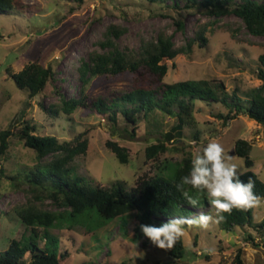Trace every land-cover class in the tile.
Returning <instances> with one entry per match:
<instances>
[{
    "label": "rangeland",
    "instance_id": "obj_1",
    "mask_svg": "<svg viewBox=\"0 0 264 264\" xmlns=\"http://www.w3.org/2000/svg\"><path fill=\"white\" fill-rule=\"evenodd\" d=\"M255 1L264 3V0ZM172 5L173 1L158 4L150 0H13L10 10L0 12V131L15 134L8 138L6 154L0 153V251L11 240H18L24 232L28 236L30 232H26L14 212L15 207L30 198L28 186L8 185L10 176L28 170L34 163L33 151L17 139L26 123L36 128L35 134L55 136L60 142L71 141L78 135L87 140L85 154L78 155L70 164L73 172L83 177L87 189L110 188L121 183L129 190L141 177L172 174L173 165L184 155L190 153L193 158L195 151L203 149L212 139L231 150L243 172V161L234 149L236 141L248 142L252 171L264 182V127L243 114L223 123L217 115L227 114L229 109L221 102L195 101L196 123L183 126L177 144L180 150L169 149L152 159L146 158V148L156 144L162 133L175 125L174 118L164 116L158 123L149 121L137 137H129V126L127 132H122L125 139L118 140L107 117L89 108H77L70 115L55 117L46 111L62 98L78 96L75 88L82 86L79 67L92 53L106 51L99 43L104 41L110 25L124 29L119 38L112 39L119 49L129 52L137 51L143 42L156 40L159 34L170 37L175 47L185 46L205 25L207 46L194 45L191 54L165 61L168 71L164 81L221 83L228 96L234 90L242 96L260 85L256 75L258 56L264 52V36L251 35L233 14L216 19L199 8H182L183 1H179V8ZM30 62L43 67L51 65L54 70V78L34 98L17 89L10 78V73L19 72ZM131 87L132 76L125 72L91 77L84 89L92 100L123 94ZM117 125L123 127L120 115ZM108 141H117L127 150L126 164L118 162L106 145ZM43 207L60 211L49 199L43 202ZM251 208L257 224L264 217V200ZM209 211L214 213L211 203L193 209L190 218ZM129 215L125 218V229L119 219L92 231L84 223H75L70 228L65 222L56 226L50 233L59 236L60 252H68L64 264H238V256L242 264H264V244L253 227L224 232L216 223H210L207 228L190 224L182 236L185 257L176 260L168 249H160L146 238L133 242L136 221L133 213ZM42 246L43 242L39 241V247ZM29 261L30 255L26 253L21 264Z\"/></svg>",
    "mask_w": 264,
    "mask_h": 264
},
{
    "label": "trees",
    "instance_id": "obj_2",
    "mask_svg": "<svg viewBox=\"0 0 264 264\" xmlns=\"http://www.w3.org/2000/svg\"><path fill=\"white\" fill-rule=\"evenodd\" d=\"M166 1H173L172 6L176 8H179V1H183L182 8H199L216 19L233 14L243 22L251 35L264 36V3L255 0H240L239 3L234 0H150L158 4ZM12 6L13 0H0V12L8 11ZM178 27L182 29L179 22ZM123 32L124 29L117 26L108 27L104 41L99 43L106 51L92 53L79 67L82 86L75 88L78 96L67 100L62 98L59 104L49 106L47 112L55 117L58 114L70 115L77 108H89L107 117L112 123V134L118 140L125 139L122 132H127L129 126V137H137L141 134V128L149 121L158 123L164 116L174 118L175 125L168 132L162 133V138L156 144L146 148L145 155L149 159L169 149L180 150L177 144L181 139L183 126L196 123L193 111L197 100L221 102L227 107V114L217 115L223 123L243 114L264 127V52L258 56L256 76L260 85L242 96L238 95L237 90L228 96L221 83L207 80L175 83L164 81L168 71L165 61L173 60L180 54H191L194 45L199 48L207 46L205 25L185 46L175 47L170 37L159 34L156 40L141 43L135 52L123 51L114 43L112 38H119ZM125 72L132 76L129 91L89 100L84 86L91 77L116 76ZM10 78L17 89L26 92L29 98H34L54 78V70L51 65L43 67L37 62H30L19 72L10 73ZM174 107L178 110L174 111ZM118 115L123 119L121 128L117 125ZM35 132L36 128L26 123L17 137L23 147L33 151L32 167L8 178L10 187L21 183L28 186L30 198L25 204L15 207L14 212L25 226L26 232H30L28 236L24 232L18 240H11L9 246L0 251V264H21L26 253L30 255L28 264H64L68 252H60L59 236L50 233L62 222L68 228L75 223H84L92 231L119 219L125 229V218L133 213L136 223L132 241L137 242L146 238L140 230L141 225L160 226L174 216L190 218L193 209L205 208L211 203V198L181 183V178L189 174L191 169L190 153L173 165L172 174L158 173L153 177H141L129 190L121 183L113 184L110 188L96 186L87 189L83 185V177L76 175L70 166L75 157L85 154L87 140L78 135L71 141L60 142L55 136H42ZM10 136L15 134L9 130L0 131L1 154H6ZM106 145L120 164L128 162L127 150L119 146L117 141H108ZM234 152L243 161L244 175L240 179L247 182L251 177L255 183L253 191L264 197V182L252 171L253 161L249 157L251 145L238 140ZM189 197L198 198L199 202L195 207L189 203ZM46 199L59 206L60 211L44 209L43 202ZM213 210L215 212L214 207ZM224 217L216 223L220 230L231 232L235 228L253 227L264 244V217L259 223H254L252 208L233 209L230 214H224ZM189 225L185 224L184 228ZM39 241L43 242L42 248L39 247ZM168 253L176 260L185 257L182 237L173 248L168 249ZM237 259L238 264H242L239 256Z\"/></svg>",
    "mask_w": 264,
    "mask_h": 264
},
{
    "label": "clouds",
    "instance_id": "obj_3",
    "mask_svg": "<svg viewBox=\"0 0 264 264\" xmlns=\"http://www.w3.org/2000/svg\"><path fill=\"white\" fill-rule=\"evenodd\" d=\"M242 175L244 172L240 171L231 150H226L216 139L210 140L203 149L195 151L190 172L181 178V183L211 198L215 212H200L194 218L174 216L160 226L141 225V232L156 247L171 249L183 236L185 224L207 228L210 223L222 221L224 214H230L233 209L256 206L264 197L253 191L255 183L251 177L244 182L240 179ZM198 202V198L189 197L192 206Z\"/></svg>",
    "mask_w": 264,
    "mask_h": 264
}]
</instances>
